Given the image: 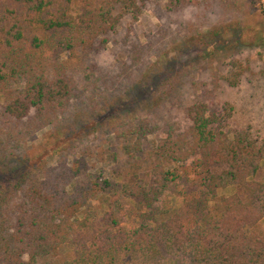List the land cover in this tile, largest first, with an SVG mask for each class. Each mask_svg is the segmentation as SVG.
<instances>
[{"label": "trees", "instance_id": "1", "mask_svg": "<svg viewBox=\"0 0 264 264\" xmlns=\"http://www.w3.org/2000/svg\"><path fill=\"white\" fill-rule=\"evenodd\" d=\"M157 1L0 0V264H264L257 229L264 175L256 178L264 127H231L232 106L217 98L221 84L183 78L195 67L183 51L198 36L171 51L180 65L165 77L167 51L151 34L145 44L131 34L132 22ZM193 2L163 5L172 11ZM128 14L120 38L126 60L113 76L100 73L89 57L121 34ZM109 87H124V97L101 108ZM147 96L145 115L121 134L130 138L132 158L144 156L121 181L91 172L89 146L33 153L27 145L45 127L85 131L74 138L82 141ZM158 133L143 151L147 136ZM227 181L234 193L218 196ZM171 195L181 198L177 208Z\"/></svg>", "mask_w": 264, "mask_h": 264}, {"label": "rangeland", "instance_id": "2", "mask_svg": "<svg viewBox=\"0 0 264 264\" xmlns=\"http://www.w3.org/2000/svg\"><path fill=\"white\" fill-rule=\"evenodd\" d=\"M163 4L164 0L151 3L138 15L131 25L133 37L145 44L148 41L147 35L151 34L154 36L153 41L160 44L162 50L167 51L164 57L166 77V72L170 71L169 66L177 69L180 65L178 56L174 59L175 63L170 61L173 58L171 51L188 36H198L191 48L183 51L195 60L193 73L186 74L183 78L190 80L193 77L207 84L211 81L221 84L218 85L217 98L232 106L230 126L250 125L253 129L262 130L264 127V0H195L192 4L172 11H167ZM131 21L132 18L128 14L124 19L123 27L120 28L121 34L108 42L99 54H92L89 57V62H94L100 67V73L113 76L119 72L120 66L126 60L127 51L120 38ZM160 30L164 32L161 31L162 37L158 40ZM150 60L157 61V57L153 55ZM227 77L236 81L229 79L225 81ZM74 78L80 86H83L84 81L80 75ZM124 93V87L121 89L109 87L108 91L104 92L105 101L101 103V108L118 103L124 97ZM188 94L187 92L185 97ZM143 96L145 97L146 94ZM144 97L142 101H146L145 103L142 102V105L134 106L133 110L113 117L108 127L87 133L82 137V141L74 138L80 137L85 131L81 134H77V131L71 133L74 128L70 127L68 131L58 134L52 128L45 127L40 129L27 145L33 147L31 150L33 153H38L45 146L47 148L45 147L44 150L55 151L60 148L59 144L89 146L95 152L92 158L87 159L91 172L121 181L124 175L137 168L136 162L144 156V153H138L132 158L131 154L134 150L131 148L128 152L126 149L131 144L130 138L121 136L125 130L130 129L135 117L145 115L149 96ZM173 109L176 111L178 108L174 106ZM163 112L164 110L161 109L158 113ZM81 113L79 108H74L76 118ZM231 135L230 133L229 136ZM158 136L162 134L147 136L143 141V151ZM40 144L45 145L38 146ZM97 152L102 153V157H98ZM54 158L47 157L50 164H53ZM143 171L144 168L140 167L139 172L142 174ZM263 175L264 158L259 163L256 178H261ZM234 191V184L227 181L226 186L220 188L217 194L230 195ZM169 200L173 207L177 208L181 198L171 195ZM210 204L213 205L214 201ZM103 208L98 203L93 204V210L98 213H101ZM130 221L128 217L125 223L128 224ZM257 229L264 231V219L257 224ZM67 252L68 250L65 249L62 254L67 255ZM162 264H168V261ZM173 264H187V261L179 260Z\"/></svg>", "mask_w": 264, "mask_h": 264}]
</instances>
